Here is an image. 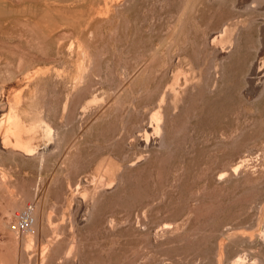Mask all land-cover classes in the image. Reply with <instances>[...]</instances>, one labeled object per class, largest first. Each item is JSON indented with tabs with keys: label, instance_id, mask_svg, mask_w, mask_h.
I'll return each mask as SVG.
<instances>
[{
	"label": "rangeland",
	"instance_id": "rangeland-1",
	"mask_svg": "<svg viewBox=\"0 0 264 264\" xmlns=\"http://www.w3.org/2000/svg\"><path fill=\"white\" fill-rule=\"evenodd\" d=\"M263 25L264 0H0V113L39 149L0 142V264H264Z\"/></svg>",
	"mask_w": 264,
	"mask_h": 264
},
{
	"label": "bare ground",
	"instance_id": "bare-ground-1",
	"mask_svg": "<svg viewBox=\"0 0 264 264\" xmlns=\"http://www.w3.org/2000/svg\"><path fill=\"white\" fill-rule=\"evenodd\" d=\"M192 1V0H191ZM256 2V1H255ZM263 27H264V25H263ZM262 31V30H261ZM263 35H262V42H263V44H262V46L264 45V30H263V33H262ZM261 44V43H260ZM262 48V47H261ZM263 49V48H262ZM261 49V50H262ZM263 54V53H262ZM261 57H263V56H261ZM260 61H262V65H260V66H262V68H264V58L262 59V60H260ZM260 64V63H259ZM261 68V69H262ZM259 70V69H258ZM259 72V71H258ZM258 72H257V74H258ZM262 72H264V69H263V71ZM261 73V72H260ZM259 73V74H260ZM255 76H257V75H255ZM259 76V75H258ZM263 77H264V75H263ZM258 78V77H257ZM260 78H262V76L260 77ZM256 80V82H257V85L254 87V89L252 90V91H254V90H256V89H258V81H257V79H255V78H253V80H252V82H251V84H254V82L253 81H255ZM262 80H263V78H262ZM262 80H260V81H262ZM261 84V86H262V83H260ZM253 86V85H252ZM156 113V112H155ZM156 122H159L160 121V119H161V116H160V114L159 113H156V114H154L153 115V117H152ZM153 122V121H152ZM161 125V127H159V130L162 128V124H160ZM155 126V125H154ZM159 126V125H158ZM21 127V126H20ZM155 128H156V132H158V128H157V124H156V126H155ZM17 130H18V122H17V119L15 118V115H14V112H13V110L12 109H10V111L8 112V113H4V114H1L0 113V142L2 143V145H4V146H7L9 143H13V144H18V145H20V146H22L23 147V149H24V151H25V154L27 155V154H29V155H33V154H35L38 150H37V148H35L34 146H27V145H24V144H22V142H20L19 141V139H17V136H18V132H17ZM160 133V132H159ZM51 135V134H50ZM164 136H162V138H163ZM19 138V137H18ZM159 139V138H158ZM17 146V145H16ZM235 170V169H234ZM89 203V202H88ZM34 220H35V227L36 228H38L39 226H40V224H39V221H38V216H37V214H36V212L34 213ZM40 229V228H39ZM20 245V244H19ZM20 253H21V251H20ZM1 254V253H0ZM22 254H20V256H21ZM3 256V255H2ZM1 256V257H2ZM240 257V256H239ZM7 258V257H6ZM18 258H19V256H18ZM21 258V257H20ZM242 259V258H241ZM4 261H5V259H3ZM258 260V259H257ZM0 261H2V260H0ZM18 261H19V259H18ZM3 262V261H2ZM6 262V261H5ZM252 263V262H251ZM4 264V263H3ZM7 264V263H6Z\"/></svg>",
	"mask_w": 264,
	"mask_h": 264
},
{
	"label": "built area",
	"instance_id": "built-area-1",
	"mask_svg": "<svg viewBox=\"0 0 264 264\" xmlns=\"http://www.w3.org/2000/svg\"><path fill=\"white\" fill-rule=\"evenodd\" d=\"M34 213H35L34 206L29 205L16 215L15 217L16 224L21 232L27 233L33 228L35 223Z\"/></svg>",
	"mask_w": 264,
	"mask_h": 264
}]
</instances>
